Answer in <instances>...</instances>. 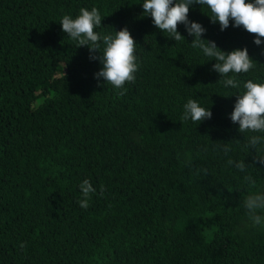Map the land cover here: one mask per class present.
<instances>
[{"label":"trees","instance_id":"1","mask_svg":"<svg viewBox=\"0 0 264 264\" xmlns=\"http://www.w3.org/2000/svg\"><path fill=\"white\" fill-rule=\"evenodd\" d=\"M142 3L0 0V264H264V228L248 227L242 206L264 191V166L229 118L240 89L218 82L216 61L192 48L182 24L176 42ZM92 7L104 17L94 31L127 27L136 43L124 95L98 86L99 60L62 31L63 16ZM207 14L190 6L201 38L247 48L257 64L237 79L264 83V43ZM189 99L211 119L182 122ZM230 158L252 168L241 173ZM85 179L96 192L82 209Z\"/></svg>","mask_w":264,"mask_h":264},{"label":"clouds","instance_id":"2","mask_svg":"<svg viewBox=\"0 0 264 264\" xmlns=\"http://www.w3.org/2000/svg\"><path fill=\"white\" fill-rule=\"evenodd\" d=\"M194 4H199L201 10L206 8L210 13L207 15L211 23H219L221 31L226 30L231 22L233 27H242L249 34H253L254 43L259 46L264 43L261 39L264 38V0H143L142 3L143 14L150 16L153 25L176 42L185 40L178 31V25L182 24L187 34L194 37L192 48L200 49L210 61H216L212 70L220 75L218 82L225 88L240 89L235 94L237 99L229 118L233 124L239 125L238 131L244 134L245 148L255 151L254 163L264 166V83H257L252 79H237L239 75L249 73L257 63H254L247 48L225 52L218 48L215 41L202 39L206 29L200 23L189 20L190 6ZM103 18L96 7L91 10L80 8L78 16L73 18L65 15L60 24L62 31L77 47L87 46L90 60H99L102 68L94 74L98 86H103L99 83L102 79L105 84L119 90L120 95H124L125 84L135 82L139 69L135 55L136 43L127 27L104 35L94 31L102 25ZM97 52L100 55L97 56ZM211 117L212 112L209 109L201 107L196 100L189 99L183 105L180 119L182 122L191 120L199 124ZM223 151L227 154L231 148L226 145ZM227 164L241 173H247L252 168L244 160L234 161L230 158ZM244 181L253 187L256 183L250 174L244 176ZM79 188L81 199L77 203L82 209H87L91 194L96 189L87 179L80 183ZM103 194L104 186L101 185L100 195ZM242 206L245 209L247 226L264 228V191L244 196ZM25 247V243L20 244L21 250Z\"/></svg>","mask_w":264,"mask_h":264}]
</instances>
